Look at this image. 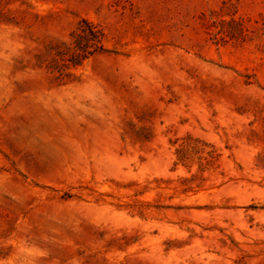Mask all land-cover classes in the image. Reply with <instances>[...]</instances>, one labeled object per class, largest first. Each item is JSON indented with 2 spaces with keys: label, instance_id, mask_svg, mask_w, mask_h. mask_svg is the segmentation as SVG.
<instances>
[{
  "label": "rangeland",
  "instance_id": "374dc122",
  "mask_svg": "<svg viewBox=\"0 0 264 264\" xmlns=\"http://www.w3.org/2000/svg\"><path fill=\"white\" fill-rule=\"evenodd\" d=\"M0 264H264V0H0Z\"/></svg>",
  "mask_w": 264,
  "mask_h": 264
},
{
  "label": "trees",
  "instance_id": "16d2710c",
  "mask_svg": "<svg viewBox=\"0 0 264 264\" xmlns=\"http://www.w3.org/2000/svg\"><path fill=\"white\" fill-rule=\"evenodd\" d=\"M73 36L75 38L74 43L68 46L66 53L61 54L66 66L69 63L75 65L82 63L89 55H94L103 50L102 32L87 20L82 22V26L74 32Z\"/></svg>",
  "mask_w": 264,
  "mask_h": 264
}]
</instances>
